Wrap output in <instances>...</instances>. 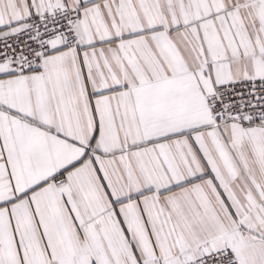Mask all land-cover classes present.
<instances>
[{
	"label": "snow or ice",
	"instance_id": "6c2138e0",
	"mask_svg": "<svg viewBox=\"0 0 264 264\" xmlns=\"http://www.w3.org/2000/svg\"><path fill=\"white\" fill-rule=\"evenodd\" d=\"M0 264H264V0H0Z\"/></svg>",
	"mask_w": 264,
	"mask_h": 264
}]
</instances>
